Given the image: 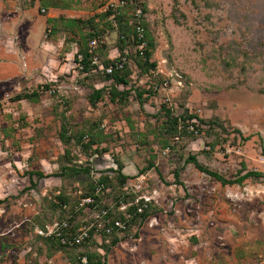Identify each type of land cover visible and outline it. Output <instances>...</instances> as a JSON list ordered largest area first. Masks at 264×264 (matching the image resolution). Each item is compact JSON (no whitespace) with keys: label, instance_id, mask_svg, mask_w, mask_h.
Here are the masks:
<instances>
[{"label":"rangeland","instance_id":"obj_1","mask_svg":"<svg viewBox=\"0 0 264 264\" xmlns=\"http://www.w3.org/2000/svg\"><path fill=\"white\" fill-rule=\"evenodd\" d=\"M138 1L147 7L144 23L154 44L150 75L139 66L145 55L132 32V7L117 10L129 21L119 33L114 16L103 17L116 0H0V264H77L79 258L87 264L80 257L86 250L103 264H264V0ZM95 30L104 34L103 59L123 57V46L131 55L134 88L125 102L111 101L108 92L97 105L89 101L91 85L108 91L111 84L89 80L75 61L81 37ZM163 105L175 115L188 108L199 118H218L223 128L208 134L202 125L206 132L195 128V138L183 141L167 133ZM63 126L72 136L86 134L82 144L69 145L70 163L91 167L90 174L55 175L66 150ZM189 154L227 179L249 171L263 176L222 185L187 164L177 179ZM115 157L130 178L126 196L113 199L111 187L90 190L89 183L102 173L114 176ZM148 161L155 167L140 173ZM89 193L102 201L90 197L82 206ZM140 197L150 198L157 212L140 227L121 223L120 235L128 237L106 254L98 209L123 214ZM66 210L85 212L63 230L69 239L81 227L95 229L87 247H59L41 237Z\"/></svg>","mask_w":264,"mask_h":264},{"label":"trees","instance_id":"obj_2","mask_svg":"<svg viewBox=\"0 0 264 264\" xmlns=\"http://www.w3.org/2000/svg\"><path fill=\"white\" fill-rule=\"evenodd\" d=\"M127 2L128 5H124L122 7H118L117 9L114 7H109L107 9V11H105V13L103 14V17H112L114 16V20L117 23L119 29V33L123 32L122 29L124 28V15L121 13H118L117 10H120L119 8H124V7H132L133 10V14L131 15V26L133 29V33L136 34L137 36V32L135 31V27L137 25H141L144 28V38L142 39V41H146L148 44V48L147 50L143 53L145 55V60L144 62H139V66L145 71L147 72L149 75L151 74V72L155 71L156 68V64L154 62L151 61L152 59V51L154 48V44L151 40H148V31L146 29V23H144L145 19V15L147 14V7L145 5L144 2L139 3L138 0H124ZM140 7L141 11H142V15H138L136 12L138 10V8ZM117 13V14H116ZM80 22V20L78 21ZM129 24V21L126 23V25ZM134 34V38L136 37ZM104 34L101 33V31H97L95 30L94 32H90L86 35H84V37H81L80 41L78 42L79 44V50L76 53L75 56V61L78 64V67L82 70V73H87V78L91 81L94 80H100V81H110V88L107 91V87L106 86H102V87H95L94 85H91V92H90V97H89V101L93 104V105H97V103L103 99L104 95L106 92H108V95L110 97L111 101H121V102H125L128 100V97L130 96V91L132 90V88H134V85L131 84V70L129 69L128 66V62H125L126 66L124 70L121 71H116L113 74H105L103 72L100 71V65H105L108 66L111 63L114 62V60L109 59L108 57H106L105 59H103L100 56V48L102 47L101 45H99V47L94 51V52H89L90 50V43L97 39V40H101L100 37L103 36ZM138 39V36H137ZM136 39H134L135 41ZM121 46H123L125 40L119 39ZM136 42V41H135ZM141 41H137V47L140 44ZM136 46V45H135ZM124 49V51H126V53H124V51L120 50V54L121 56L124 55L123 57H119L117 60H122L124 57H126V59H128V57H130L131 55H129V52L127 53V49L123 47H121ZM139 51H137V56ZM136 55H132V56H136ZM140 55V54H139ZM95 59H98V64L94 65L93 61ZM127 61V60H126ZM127 69V70H126ZM89 74V75H88ZM119 85H124L125 89L121 90L119 89ZM46 88H49L48 86H46ZM135 90H137L135 88ZM150 91H153L152 89H150ZM138 92V96L140 99L143 98L144 93L142 91H136ZM151 93V92H150ZM22 96V95H21ZM26 97L28 96L27 94L25 95ZM37 96V93H33L32 95ZM30 97V96H28ZM22 98V97H21ZM186 99V97H185ZM185 105V103H183V106ZM161 109L163 110V116L166 117V119H164V125L166 126L165 129L167 131V133L169 135H176L178 136L181 140H185L187 139H194L195 136L192 135L191 132H189L188 127L189 125H193L200 133L202 132H206V130H203V128L201 127L202 125L207 126V133H211L212 131H214L218 126L222 127V125H220L218 118L215 119H203V118H199L198 115L190 113L188 108H185L184 114L182 115H175L173 113L172 107H168L167 105H163L161 107ZM194 119H197L199 124L196 123H190L191 121H193ZM190 123V124H189ZM181 126V128H180ZM223 128V127H222ZM236 132H239V130H235ZM85 133L80 132L79 135L76 136H72L69 134V131L65 128V126H63L62 128V132L60 134V139L62 141V143L66 146V150L65 153L61 156L60 158V170L59 172H56L55 175L58 177H64L66 175L69 176H76L79 174H90L91 172V167L89 168V166H82V165H74L71 162V150L69 149V145L71 143H75L76 145H80L83 143L84 137H85ZM245 140H249V137H245ZM96 139L93 137L92 141L90 143V145H83V149L86 151L88 150L91 145L96 143ZM170 146V145H169ZM177 146L173 147V150H175V152L177 151ZM87 152V151H86ZM115 162L118 165L117 169H110V172H113L115 175H105L104 173H102V175L100 176L99 179H97L96 181H94L95 184H93L92 182H90L89 184L91 185L90 190L94 189L95 186H109L111 187V193H108L107 196L113 199L119 198V196L122 197V195L126 196V192L123 191V187L126 184L127 180L130 178L128 175L124 174L122 172L123 168H124V164L121 162V160L118 157H115ZM187 164H193L199 171H201L202 173H206L208 175H210L211 177L215 178L217 181L221 182L222 185H236V184H242L245 180L250 179V178H259L262 177L263 174L257 171H249L246 172L245 174H242V172H240L239 176L233 178V179H227L226 177L222 176L221 174H219L217 171L212 170L210 167L202 164L198 158L197 155L195 154H189V156L185 159V162L182 166H179L176 170H175V176L177 179H179L180 177V172L182 171V169L184 168L185 165ZM155 167V163H152L151 161H148L147 165L140 170V173H146L147 171H149L151 168ZM31 176L33 175H37L40 178L43 177V173L41 172H32L29 173ZM36 183H32L33 187H36ZM95 185V186H93ZM104 189V188H103ZM95 190V189H94ZM102 190V189H101ZM123 192V194H122ZM120 193V194H119ZM99 194H93V193H89L84 195V198H88V197H94L97 200L100 199L102 201V198L100 196H98ZM124 197V196H123ZM126 198V197H124ZM59 200L62 203H69V201L67 200V198L65 196H61L59 197ZM0 203H3L2 200H0ZM100 204V202H99ZM96 205V207H98V205ZM95 205V204H93ZM127 205L126 210H122L123 214L120 213H116L115 211L112 212L110 211L109 207H107L106 205L101 206V204L99 205V209L97 211V213H99L98 215L102 217V221L107 222L108 220L110 221V225H105L104 227V231H103V245L102 248L105 249V253L108 254L112 247L116 246L117 244L120 243V241H122L123 239H126L128 237L127 234L125 235H120L123 234L125 231L121 228H118L115 226V222L118 221L124 225H129L132 226V223H137L138 227L141 226V224H143L145 221L149 220L152 216L155 215V213L157 212V209L153 210L152 206L149 205L147 208H144V202L141 201L138 204H134V203H129V204H125ZM92 206V205H91ZM121 210V207H119ZM143 209L142 211H139V209ZM105 209V210H103ZM95 211V209H93ZM97 210V209H96ZM67 211V210H66ZM67 215L63 216L62 219L60 220V223L66 221L68 222V225H72V220L73 218L78 214H81V217L83 216V213L85 214V212L83 211H78V212H74L71 210L67 211ZM131 215L130 217H134L135 220H133L132 222H130V220L128 219V216ZM127 216V218H126ZM101 220L99 218H97L96 220H94V222H96V224H98ZM110 226H112V233L111 235H109L108 233H106V229L110 228ZM125 226V227H126ZM93 231H95L94 228L91 229L90 231V239L88 240V242L91 241L92 237H93ZM138 231V230H137ZM64 235V233H63ZM66 238H68V235H64ZM42 237V236H41ZM44 239V241L47 244H51V245H58L59 247H68V248H80V246H86V243H83L81 245H77V244H68V245H62L61 242L55 238V236H50V237H42ZM107 239H110L109 243H107ZM1 248V246H0ZM1 250V249H0ZM83 256H85L87 258V264H103L102 260H101V256L96 253V252H90L88 250L84 251V254H81L80 257L83 258ZM77 264H83L81 259L79 258ZM105 264V263H104Z\"/></svg>","mask_w":264,"mask_h":264},{"label":"built area","instance_id":"obj_3","mask_svg":"<svg viewBox=\"0 0 264 264\" xmlns=\"http://www.w3.org/2000/svg\"><path fill=\"white\" fill-rule=\"evenodd\" d=\"M117 3H112L111 7L114 8H118L119 6L122 7L124 5H128L126 1L124 0H116ZM138 15H142V11L140 9V7L138 8L137 12ZM135 31L137 32V36H138V41H141L140 44L138 45V50L140 51L141 54H143L147 48H148V44L146 41H142V39L144 38V28L141 25H137L135 27ZM100 45V41L95 39L90 43V50L89 52H94ZM118 58H113L112 60H114L113 63H111L108 66L105 65H100V71L105 73V74H113L116 71H121L124 69L125 67V62H126V57H124L122 60H117ZM93 64L96 65L98 64V59H95L93 61ZM189 132H192L195 130V127L191 124L190 127H188ZM197 132V131H196ZM104 186L102 185L99 189H103ZM143 200V197H140V199H138L137 201H141ZM92 198L88 197L85 198L83 200V205L86 204H90L92 203ZM154 203L151 202L150 198L145 199L144 201V208H147L149 205H152ZM127 208V207H126ZM126 208H122V210H126ZM143 209H139V211H142ZM130 216V215H129ZM107 225H110V221L108 220L106 222ZM56 227V229H51L50 227H47L48 232L45 231L44 228H42L43 230L40 231V235H42V237H50V236H55L57 237V239H59L61 241V243L67 245V244H77V245H81L83 244L89 237L90 234L88 232V229L85 227H81L80 230H78L76 233L72 234L71 239L66 238L63 235V230L66 229L68 227V222L64 221L62 223H57L54 225ZM115 226L118 228L122 227V224L118 221L115 222ZM111 228L107 229L108 232H111L112 226H110ZM84 262H86V257L83 259Z\"/></svg>","mask_w":264,"mask_h":264},{"label":"crops","instance_id":"obj_4","mask_svg":"<svg viewBox=\"0 0 264 264\" xmlns=\"http://www.w3.org/2000/svg\"><path fill=\"white\" fill-rule=\"evenodd\" d=\"M26 23H27V24H30V22H29L28 20H26ZM30 25H31V24H30ZM30 25H29V26H30ZM34 26H35V25H34ZM34 26L32 27V25H31L30 28H34Z\"/></svg>","mask_w":264,"mask_h":264}]
</instances>
